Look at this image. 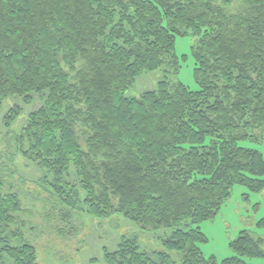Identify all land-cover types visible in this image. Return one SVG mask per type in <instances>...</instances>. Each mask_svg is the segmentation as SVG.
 Returning <instances> with one entry per match:
<instances>
[{
  "label": "trees",
  "instance_id": "1",
  "mask_svg": "<svg viewBox=\"0 0 264 264\" xmlns=\"http://www.w3.org/2000/svg\"><path fill=\"white\" fill-rule=\"evenodd\" d=\"M188 35L200 89L163 80L126 97L143 73L179 72L176 41ZM14 96L41 102L15 149L42 172L35 195L60 236L76 237L79 218L121 215L171 229L168 252L123 238L104 248L105 264H178L169 252L217 264L200 248L199 224L235 186L264 190L263 154L239 145L264 138V0H0V110ZM7 183L0 171V264H40L27 236L33 213ZM230 246L235 256L221 264L264 258V238L247 230Z\"/></svg>",
  "mask_w": 264,
  "mask_h": 264
},
{
  "label": "rangeland",
  "instance_id": "2",
  "mask_svg": "<svg viewBox=\"0 0 264 264\" xmlns=\"http://www.w3.org/2000/svg\"><path fill=\"white\" fill-rule=\"evenodd\" d=\"M195 42L196 39L191 35L178 37L176 54L181 64L179 72L166 73L164 68H161L154 72L143 73L126 91V97L139 98L145 92L155 90L163 80L183 83L192 91L199 90L200 86L195 79L194 71L196 62L192 54V46ZM40 104L37 99L31 106L25 105L23 98L14 96L7 98L0 110V171L6 183L8 182V188L11 187L17 192L24 207L33 213L27 216L33 228L32 232L29 229L27 236L39 249L40 264H105L104 248L114 252L123 238L134 239L142 250L149 253L167 251L163 240L171 234V229H143L121 215L107 219L79 218L76 237L74 235L64 238L57 233L56 229L63 227V224L56 219H47V214L51 213L50 205L44 196L38 198L35 195L42 172L28 166L15 149L16 135L27 115ZM18 105L23 108L22 115L10 129L4 128L2 119ZM239 145L257 149L264 156V138L260 141L242 140ZM10 170L14 173H10ZM72 180L74 182V176ZM263 220L264 190L254 193L245 186H235L231 197L221 207L219 213L213 219L199 224L207 238V242L200 244L204 256L208 259L215 258L217 264L235 256L230 245L242 231L247 230L255 237L264 238V226L259 225ZM169 253L178 264H181L177 253ZM244 259L248 263L264 264V258L245 257Z\"/></svg>",
  "mask_w": 264,
  "mask_h": 264
}]
</instances>
